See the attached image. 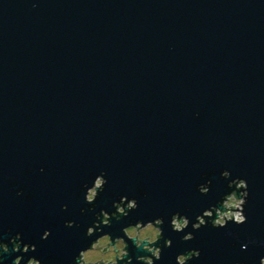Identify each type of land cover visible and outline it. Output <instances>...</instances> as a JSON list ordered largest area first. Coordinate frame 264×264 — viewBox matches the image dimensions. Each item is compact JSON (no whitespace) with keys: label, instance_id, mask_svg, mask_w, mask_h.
<instances>
[{"label":"water","instance_id":"obj_1","mask_svg":"<svg viewBox=\"0 0 264 264\" xmlns=\"http://www.w3.org/2000/svg\"><path fill=\"white\" fill-rule=\"evenodd\" d=\"M225 169L247 181V221L194 231L231 191ZM102 172L88 204L85 185ZM122 196L138 208L97 235L162 217L157 246H172L156 264L190 249L200 256L188 264H259L264 0H0V239L19 232L36 246L4 264H73L96 239L85 235L95 214ZM177 212L191 222L183 232L170 226ZM128 244L133 264L149 255Z\"/></svg>","mask_w":264,"mask_h":264},{"label":"clouds","instance_id":"obj_2","mask_svg":"<svg viewBox=\"0 0 264 264\" xmlns=\"http://www.w3.org/2000/svg\"><path fill=\"white\" fill-rule=\"evenodd\" d=\"M40 171H43V168ZM221 177L229 181L227 187L231 191L225 192L215 205L210 206L203 210L202 214L197 215L195 223H191L186 215H181L179 212L173 214L170 219V226L173 231L183 232L188 228L190 223L194 231L209 224L213 228H224L228 222H234L237 225L246 223L247 217L244 213V206L249 196L247 181L239 177L231 178V172L227 169L221 172ZM106 183L105 173L102 172L96 176L92 186L85 185L87 189L85 201L88 204L94 205L96 198L104 190ZM210 185L211 181L198 185L200 194L207 195L210 191ZM22 194V192L17 193V195ZM62 207L66 209L67 205ZM113 207L115 211L111 213L101 209L100 212L95 214L96 218L93 221V225L87 228L85 235L87 237L96 235V239L91 241L89 247L79 251L78 255L73 258V264H133V257L128 251V241H131L137 250L149 254L137 255L135 257V264H156V261L162 258L163 247L170 248L172 246L171 239L167 238H164L162 247L157 246L158 241L163 238V218L158 217L148 222L137 220L134 224H129L121 229L122 236L113 237L111 233L97 235L98 232H102L101 226H111L113 219L117 222L121 221L122 218L127 217L130 212L138 208V203L134 198L129 199L127 196H122L119 202H113ZM93 210L94 208L89 209V211ZM84 211V209H81V212ZM74 223V221H66V227L71 228ZM49 235L50 231L45 230L42 239H47ZM21 237L22 234L17 232L14 236L10 237L8 243L0 239V264H4L5 254L11 255L12 252L27 254L29 251H36L34 244L23 243ZM194 238L193 232H188L182 237V240L190 241ZM251 242L255 243V241ZM9 243L12 246L11 249L9 248ZM246 247L247 245L242 246V248ZM199 256V250H187L176 256V264H188L191 259L199 258ZM10 264H42V262L34 256L25 260L24 255H17ZM259 264H264V257L260 259Z\"/></svg>","mask_w":264,"mask_h":264}]
</instances>
